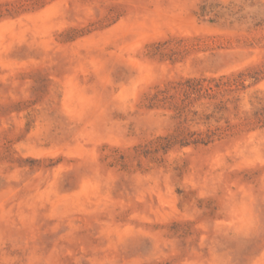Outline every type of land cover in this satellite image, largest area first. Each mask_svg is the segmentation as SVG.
Segmentation results:
<instances>
[{
	"label": "rangeland",
	"instance_id": "374dc122",
	"mask_svg": "<svg viewBox=\"0 0 264 264\" xmlns=\"http://www.w3.org/2000/svg\"><path fill=\"white\" fill-rule=\"evenodd\" d=\"M0 264H264V0H0Z\"/></svg>",
	"mask_w": 264,
	"mask_h": 264
}]
</instances>
